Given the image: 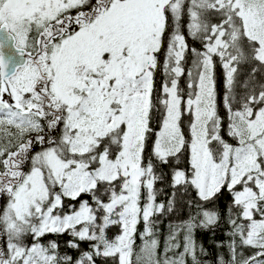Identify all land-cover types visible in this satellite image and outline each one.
I'll return each mask as SVG.
<instances>
[{
    "label": "snow or ice",
    "instance_id": "1",
    "mask_svg": "<svg viewBox=\"0 0 264 264\" xmlns=\"http://www.w3.org/2000/svg\"><path fill=\"white\" fill-rule=\"evenodd\" d=\"M0 264H264V0H0Z\"/></svg>",
    "mask_w": 264,
    "mask_h": 264
},
{
    "label": "trees",
    "instance_id": "2",
    "mask_svg": "<svg viewBox=\"0 0 264 264\" xmlns=\"http://www.w3.org/2000/svg\"><path fill=\"white\" fill-rule=\"evenodd\" d=\"M186 67L188 66L187 64L185 65ZM184 84V78H182V86ZM161 187H166V185H161ZM86 198V197H85ZM160 199H165L164 197H160ZM224 201H221V204H223ZM187 210H184L183 212H180V211H177L176 213L174 214H171L170 216V219L172 222H176V221H179L181 219H184L186 218L187 216ZM162 224L160 225V228H161V237H163V235H165L167 233V230H168V227H169V217H163L162 218ZM116 231V229H113V233ZM50 238H55V237H50ZM60 243H61V248L62 250L64 249L65 247V241L68 240V239H71V237H68V236H63V237H59L58 238ZM197 239L200 240V241H203L205 243V245L207 246L208 244V236L206 234H203V233H198L197 234ZM139 243V241H138ZM82 247L84 248H87V245L86 244H82ZM70 252L72 250H69ZM209 261L211 262L212 259H214V257L210 256L209 258Z\"/></svg>",
    "mask_w": 264,
    "mask_h": 264
}]
</instances>
